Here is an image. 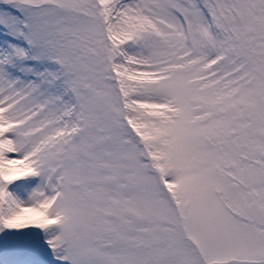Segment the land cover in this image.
I'll return each instance as SVG.
<instances>
[{"label":"snow or ice","instance_id":"obj_1","mask_svg":"<svg viewBox=\"0 0 264 264\" xmlns=\"http://www.w3.org/2000/svg\"><path fill=\"white\" fill-rule=\"evenodd\" d=\"M0 264H264V0H0Z\"/></svg>","mask_w":264,"mask_h":264}]
</instances>
